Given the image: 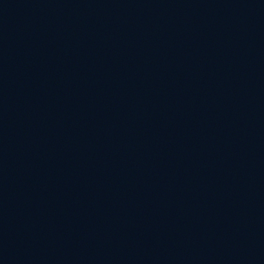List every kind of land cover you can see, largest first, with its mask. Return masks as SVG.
<instances>
[{
    "label": "water",
    "instance_id": "95a60500",
    "mask_svg": "<svg viewBox=\"0 0 264 264\" xmlns=\"http://www.w3.org/2000/svg\"><path fill=\"white\" fill-rule=\"evenodd\" d=\"M0 264H264V0H0Z\"/></svg>",
    "mask_w": 264,
    "mask_h": 264
}]
</instances>
